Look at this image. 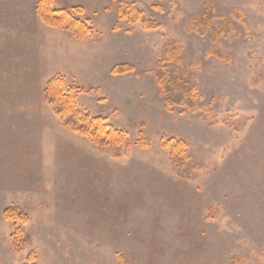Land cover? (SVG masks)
<instances>
[{
  "label": "rangeland",
  "instance_id": "obj_1",
  "mask_svg": "<svg viewBox=\"0 0 264 264\" xmlns=\"http://www.w3.org/2000/svg\"><path fill=\"white\" fill-rule=\"evenodd\" d=\"M36 2L0 0V264H264V0H52L84 10V40L41 26ZM166 40L191 109L157 83ZM58 75L81 112L127 134L126 155L53 115ZM171 139L186 145L172 161Z\"/></svg>",
  "mask_w": 264,
  "mask_h": 264
},
{
  "label": "trees",
  "instance_id": "obj_2",
  "mask_svg": "<svg viewBox=\"0 0 264 264\" xmlns=\"http://www.w3.org/2000/svg\"><path fill=\"white\" fill-rule=\"evenodd\" d=\"M52 0H37L35 11L41 23L49 28L62 29L67 31L73 38L84 40L93 36L89 19L84 18V10L81 7L57 10L52 9ZM119 13H124L119 9ZM212 18V9L208 5L199 16L197 23L202 29L210 26ZM129 21L138 22L136 11L131 12ZM224 23L223 25H225ZM147 30L156 28L155 24H143ZM219 33V32H218ZM217 33V34H218ZM178 51L174 42L166 40L163 44L162 54L157 62L155 76L162 92L166 96V106H186L188 109L194 107L195 83L190 73L183 68L178 59ZM216 53V50H213ZM173 68L174 72L167 75L163 73L166 68ZM127 65H120L112 70L113 74L123 75L131 72ZM80 90L73 84L67 82L62 76L51 78L45 86L44 102L51 109L53 115L63 122L65 128L76 136L84 139L88 143L99 148H108L109 150H123L124 155L128 152L127 134L113 127L108 119L101 117H91L78 108L77 97ZM173 140V139H171ZM167 140L162 145L169 150V160H173L174 155L184 153L186 145L181 140ZM143 147L147 144L142 140ZM126 148V149H125ZM120 155H115L119 157ZM178 168V167H177ZM180 170V168H178ZM188 173H185L184 177ZM4 218L7 221H19L26 223L27 217L12 210L4 212ZM20 232V231H19Z\"/></svg>",
  "mask_w": 264,
  "mask_h": 264
},
{
  "label": "crops",
  "instance_id": "obj_3",
  "mask_svg": "<svg viewBox=\"0 0 264 264\" xmlns=\"http://www.w3.org/2000/svg\"><path fill=\"white\" fill-rule=\"evenodd\" d=\"M38 23H39L41 26H43V24H42L40 21H39ZM43 27H44V26H43Z\"/></svg>",
  "mask_w": 264,
  "mask_h": 264
}]
</instances>
